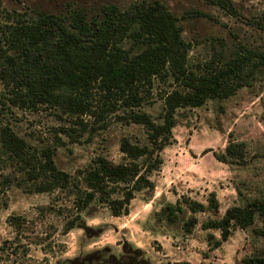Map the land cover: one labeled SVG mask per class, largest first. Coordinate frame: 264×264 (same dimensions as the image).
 <instances>
[{"label": "trees", "instance_id": "obj_1", "mask_svg": "<svg viewBox=\"0 0 264 264\" xmlns=\"http://www.w3.org/2000/svg\"><path fill=\"white\" fill-rule=\"evenodd\" d=\"M202 1L239 14L233 0ZM253 23L263 27L264 14ZM232 45L227 54L215 49L212 57L192 66L180 15L163 0H67L62 9L35 8L7 17L0 24V170L9 169L0 171V191L11 184L28 191L64 190L71 197L65 231L83 225L84 212L94 207L120 215L129 211L137 191L151 198L155 187L151 174L161 166L164 146L173 140L176 109L226 97L264 69L263 42L236 39ZM168 76L174 85L160 95L161 110L153 116L141 105L149 100L155 79ZM41 105L52 107L64 119L54 127L52 140L42 144L19 133L9 120L17 108ZM113 117L136 123L142 131L137 137L129 133L119 137L120 160L98 151L74 172L57 165L56 146L65 144L58 131L76 138L80 128L92 136ZM212 152L219 160L244 163L246 141L229 138L222 150ZM199 211L207 212L200 227L206 230L208 248L220 245L236 226L246 228L257 218L261 223L252 228L264 234V194L229 204L220 213L214 189L204 200L182 191L160 202L153 214L187 236L199 221ZM242 263L264 264V247L242 256ZM157 264L191 263L178 259Z\"/></svg>", "mask_w": 264, "mask_h": 264}, {"label": "rangeland", "instance_id": "obj_2", "mask_svg": "<svg viewBox=\"0 0 264 264\" xmlns=\"http://www.w3.org/2000/svg\"><path fill=\"white\" fill-rule=\"evenodd\" d=\"M65 1L0 0V24L17 11L58 10L64 7ZM163 1L180 15L192 66L212 57L215 49L222 55L227 54L236 39L264 43V26L253 23L257 16L264 14V0H233L239 14L202 0ZM173 85L171 76L155 79L149 100L141 108L157 116L162 105L160 95ZM175 114L173 140L162 150L160 168L151 174L155 181L152 197L147 198L143 190L137 191L125 214L113 215L104 206H97L84 212L83 225L65 231L71 197L64 190L28 191L26 186L16 184L3 188L0 191V264L31 261L157 264L178 259H186L191 264H243L242 256L261 250L264 234L252 228V225H260L258 218L246 228L236 226L220 245L208 248L206 230L200 227L207 212H197L199 221L192 234L184 236L178 226L156 220L153 209L182 191L204 200L207 192L214 189L220 213L229 204L264 194V69L234 93L223 98H208L200 105L179 107ZM9 120L19 133L41 144L51 141L54 127L64 123L52 107L42 105L36 109L17 108L9 113ZM141 132L138 124L122 122L116 117L92 136L80 128L76 130V138L58 131L65 144L56 146L54 158L59 167L70 172L98 151L117 161L122 158L119 137L123 133L137 137ZM229 138L246 141L244 163L225 162L213 155L212 150H222ZM8 169L3 167L2 170ZM11 214L16 215L18 223ZM214 231L218 236V230Z\"/></svg>", "mask_w": 264, "mask_h": 264}]
</instances>
